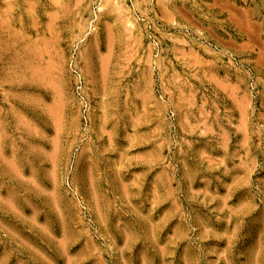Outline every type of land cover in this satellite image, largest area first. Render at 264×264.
<instances>
[{"label": "rangeland", "instance_id": "374dc122", "mask_svg": "<svg viewBox=\"0 0 264 264\" xmlns=\"http://www.w3.org/2000/svg\"><path fill=\"white\" fill-rule=\"evenodd\" d=\"M0 264H264V0H0Z\"/></svg>", "mask_w": 264, "mask_h": 264}, {"label": "bare ground", "instance_id": "6f19581e", "mask_svg": "<svg viewBox=\"0 0 264 264\" xmlns=\"http://www.w3.org/2000/svg\"><path fill=\"white\" fill-rule=\"evenodd\" d=\"M38 67H39V66H37V67L35 66L36 69H37ZM46 67H47V66H46ZM33 68H34V66H33ZM44 68H45V67H44ZM39 69H40V68H38V70H39ZM40 70H41V69H40ZM39 72H40V71H39ZM40 73H41V72H40Z\"/></svg>", "mask_w": 264, "mask_h": 264}]
</instances>
